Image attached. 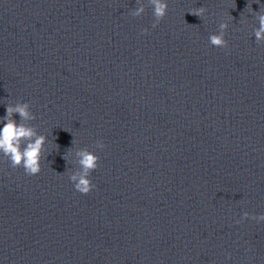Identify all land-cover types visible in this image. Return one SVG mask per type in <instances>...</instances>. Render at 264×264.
<instances>
[{"label": "clouds", "instance_id": "clouds-1", "mask_svg": "<svg viewBox=\"0 0 264 264\" xmlns=\"http://www.w3.org/2000/svg\"><path fill=\"white\" fill-rule=\"evenodd\" d=\"M148 4L153 7L154 23L153 28L167 15L168 3L167 0H148ZM246 8L254 16L258 22V27L253 28V35L256 43L264 42V10L253 11L251 5ZM145 12V5L140 3L131 15L139 17ZM205 7L190 9L189 13L198 16L200 19H205ZM244 23V21H241ZM228 29L227 22L219 24L218 34H210L209 42L212 46L218 48H227L228 41L225 39L226 30ZM147 29L142 30V34L147 33ZM15 114H19L20 122L13 119ZM36 119V116L30 110V103L16 102L15 104L8 103L6 106V115L3 118V127L0 128V154H2L10 167L13 169L23 168L26 175L33 176L41 172V160L45 157V144L47 137L39 134L35 125L28 123ZM78 143L73 139L72 144ZM96 147L103 149L105 147L102 141L96 142ZM59 146L57 145V149ZM67 155V154H65ZM78 170L71 172L68 176L69 180L74 184L75 190L81 194H88L92 191L95 185L90 179L91 174L99 167L100 157L87 148H79L76 150ZM243 218H249V213H243ZM252 219L262 221L264 214L251 216ZM239 222V221H238Z\"/></svg>", "mask_w": 264, "mask_h": 264}]
</instances>
